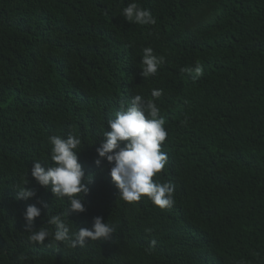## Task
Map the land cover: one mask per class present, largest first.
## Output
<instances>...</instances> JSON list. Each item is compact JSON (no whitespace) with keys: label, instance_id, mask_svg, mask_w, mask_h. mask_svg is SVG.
I'll use <instances>...</instances> for the list:
<instances>
[{"label":"trees","instance_id":"trees-1","mask_svg":"<svg viewBox=\"0 0 264 264\" xmlns=\"http://www.w3.org/2000/svg\"><path fill=\"white\" fill-rule=\"evenodd\" d=\"M129 2L0 0V264H264V0H138L154 26L127 22ZM148 46L165 63L145 79ZM197 61L198 79L180 71ZM154 88L169 135L153 179L175 186L166 209L120 199L112 165L95 163L108 120ZM70 133L92 178L72 230L101 216L115 233L40 245L28 239L27 207L42 208L33 228L55 231L48 217L69 201L31 169L52 164L50 136ZM24 186L36 196L18 200Z\"/></svg>","mask_w":264,"mask_h":264},{"label":"clouds","instance_id":"clouds-1","mask_svg":"<svg viewBox=\"0 0 264 264\" xmlns=\"http://www.w3.org/2000/svg\"><path fill=\"white\" fill-rule=\"evenodd\" d=\"M122 15L127 22L136 25L157 24V18L152 11L142 7L138 0H131L122 9ZM142 52L140 74L146 79L157 74L158 69L165 63V57L156 55L151 46L144 47ZM180 71L190 74L194 80L204 74V68L199 61L194 66L182 67ZM162 95L163 89L156 88L152 89L151 98L148 99L136 94L125 110L117 112L115 118L108 120L110 131L104 132L105 139L96 149L99 158L95 163L99 166L106 158L112 165L110 175L119 191L120 199L131 203L147 197L160 209H166L175 203V186L171 181L160 182L159 179H153L165 169L168 162V153L162 151V145L169 133L165 127L166 120L161 115V108L156 103ZM48 139L52 164L35 160L31 175L42 187H50L55 198L66 197L69 207L65 212L48 217L47 224L55 226V231H52L44 226L39 229L32 227L36 218L41 217L42 208L30 204L24 213L28 239L43 245L47 238L50 245L64 242L71 248L83 247L88 240L110 239L115 233V227L108 221L105 222L101 216L93 218L91 228L73 231L69 223L71 213L86 211L84 196L90 191L88 183L92 179L86 177L79 162L81 139L71 133L66 138L52 135ZM45 163L47 167L43 166ZM35 196V191L24 186L18 190L16 198L27 200ZM155 243L153 240L152 245ZM24 259L21 255L20 260L23 262Z\"/></svg>","mask_w":264,"mask_h":264},{"label":"bare ground","instance_id":"bare-ground-1","mask_svg":"<svg viewBox=\"0 0 264 264\" xmlns=\"http://www.w3.org/2000/svg\"><path fill=\"white\" fill-rule=\"evenodd\" d=\"M182 138V137H181Z\"/></svg>","mask_w":264,"mask_h":264}]
</instances>
